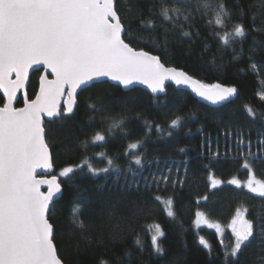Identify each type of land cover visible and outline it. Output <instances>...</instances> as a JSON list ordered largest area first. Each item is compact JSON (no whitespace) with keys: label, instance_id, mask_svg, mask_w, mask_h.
I'll return each mask as SVG.
<instances>
[{"label":"trees","instance_id":"16d2710c","mask_svg":"<svg viewBox=\"0 0 264 264\" xmlns=\"http://www.w3.org/2000/svg\"><path fill=\"white\" fill-rule=\"evenodd\" d=\"M226 3L229 8L235 7L234 0H226ZM240 4L246 13L243 21L249 35L243 44L236 42L227 48L199 15L191 28L185 25L184 30L191 32L190 37H183L179 28L169 31L166 48L165 28L171 29V25L158 27L155 37L160 45L153 47V34L140 30V19L152 16L160 25L161 18L157 15L160 0H130L132 12L122 10L124 22L131 24L133 42L142 37L138 46L159 55L165 66L182 70L204 83L234 86L238 94L222 107L211 108L198 102L189 92L173 87H168L163 97H155L141 89L124 91L122 87L105 82L78 95L71 117L47 122L46 142L54 174L63 181L62 195L51 213L50 222L54 225L53 242L64 264H100L101 260L108 261V264H222L223 245L232 243L234 237L229 230L221 236L216 230L196 228L197 211L204 213L209 222L219 223L223 228L228 227L238 209L243 211L245 208V218L251 219L254 227L264 223V198L227 183L234 176L242 183L248 178L240 163L231 160V156L237 155L236 134L242 133L245 140L250 139L257 147V141L264 138V101L258 99V93L264 92V67L250 68L252 62L264 65V32L252 31V14L261 7L260 0H240ZM238 19L233 16V21ZM260 21L261 13L257 12L256 25L264 27ZM254 40L259 43L255 45V51H250ZM206 44L209 46L207 51ZM234 54L240 58L233 59ZM213 58L215 63H212ZM39 76L40 73H34L30 78L26 91L30 100L37 93ZM3 103L0 95V106ZM17 103L21 106L22 100ZM89 103H95L97 110L90 109ZM246 104L255 109V118L247 115ZM177 116L182 118L181 126L171 129L169 136L170 121ZM113 119L123 120V124L109 131ZM145 122L151 124V132ZM157 125L166 131L157 132ZM226 129L232 132L231 137L224 135ZM97 132L104 135L105 140L92 143ZM86 142L87 149L83 147ZM137 142L141 147L131 150L129 146ZM181 147L185 152L179 151ZM226 150H231L229 159L222 157L211 169V174L222 184L212 188L206 168L210 163V152L223 154ZM132 151L146 156L148 161L158 158L165 174L171 168L170 174L174 178L184 179L186 175L185 183L175 187L171 183L167 186L161 184L158 189L146 193L143 189L137 192L135 188L124 187V176L118 177L115 172L93 176L85 168L78 170L71 181L59 177L60 170L82 164L85 157L96 168L107 167V160L100 153H105L122 171H126L132 159L126 153ZM253 167L257 178L264 179V160L254 163ZM155 172V162H146L137 179L143 185V178L150 180V174ZM157 195L161 197L160 201L154 199ZM205 196L207 200L203 199ZM169 198L174 201V218L167 216L162 203ZM73 201L81 203V219L88 225L87 240L71 222ZM154 224H159L165 233L161 238L163 254L154 253L151 245L150 229ZM200 237L210 243L211 256L199 244ZM137 238L142 248L136 244ZM260 256H264V250L257 239L243 250L240 264H258Z\"/></svg>","mask_w":264,"mask_h":264},{"label":"snow or ice","instance_id":"6c2138e0","mask_svg":"<svg viewBox=\"0 0 264 264\" xmlns=\"http://www.w3.org/2000/svg\"><path fill=\"white\" fill-rule=\"evenodd\" d=\"M234 4V8H229L226 0H160L157 13L161 18L160 25L152 16H148L140 19V30L152 33L151 44L159 47L160 42L155 37L158 27L171 25V29L165 28L166 48L168 32L179 28L183 37H190L191 32L184 30L185 25L191 28L199 15L205 19L224 48L236 42L243 44L249 35V29L243 21L246 13L240 0H234ZM260 6L257 12L261 13L260 22L264 25V0H260ZM122 10L124 13L132 12L130 0H0V91L7 98V102L0 107V264H63L53 242L54 225L50 222L51 213L55 211L57 199L62 193L63 181L58 180L55 174L51 178L37 179L36 170L39 168L47 171L53 168L42 117L46 115L53 120L71 117L76 105L77 89H86L107 77L125 89H131L136 83L146 84L152 93L164 92L165 81H174L177 86H187L196 96L212 105H223L238 94L234 86L204 83L184 71L166 67L159 55L138 46L142 37L133 42L131 24L124 22ZM257 12L252 14V31L264 32V27L256 25ZM234 15L239 19L233 21ZM258 43L254 40L250 51H255ZM208 47L206 44L205 51ZM239 58L238 54L233 55V59ZM212 63H215L214 58ZM40 66L55 78L50 80L47 75H41L39 93L35 99L26 98L24 107H13L16 93L29 80V71L38 72ZM258 67L264 65L258 66L255 62L250 64L254 70ZM64 95L68 99L61 109L59 100ZM258 99L264 101V92L258 93ZM88 107L97 110L95 103H89ZM244 110L249 117H256L252 106L246 104ZM181 120L177 116L170 121L169 136L171 129L181 126ZM145 123L151 132V124ZM122 124L123 120L113 119L109 131L120 128ZM156 131L163 133L166 130L157 125ZM224 135L231 137L233 134L226 129ZM104 140L105 136L97 132L91 142ZM235 142V156H231V150L223 154L219 151L210 152V163L206 168L210 173L211 187L217 188L222 184L220 179L211 174L214 162L231 156L233 162L240 163L241 168L246 170L248 178L242 183L234 176L227 183L237 189L246 188L248 193L264 198V179L257 178L253 167L254 163L264 160V138L257 141V147L252 145L250 139L245 140L242 133H237ZM83 147L87 149V142ZM139 147L140 142L129 146L131 150ZM179 151L183 153L185 149L181 147ZM99 155L107 160V167L96 168L85 157L82 164L66 166L60 170L59 177L71 181L78 170L83 171L85 168L93 176L115 172L118 177L124 176V187L129 190L135 188L137 192L143 189L146 193L158 189L161 184L167 186L171 183L175 187L185 183L186 175L184 179L179 176L174 178L170 174L171 168L165 174L158 158L148 161L139 152L126 153L132 159L127 170L122 171L105 153ZM146 162H155L157 172L150 174V180L144 177L141 185L137 177ZM42 185L47 186L46 191H41ZM154 199L160 201L161 197L157 195ZM203 199L207 200L208 197ZM162 203L167 216L174 218L173 199L169 198ZM246 212V208L243 211L238 209L228 225L234 241L227 245L222 242V264H240L239 257L243 250L257 239L264 250V223L254 227V222L245 218ZM81 215V203L73 201L71 222L79 229L82 238L87 240L88 225L81 219ZM202 220L209 229H215L223 235L219 223L208 222L205 214L197 211V227ZM150 230L154 253L163 254L161 238L165 235L164 231L159 224L152 225ZM136 244L143 247L139 238ZM199 244L208 250L210 256L213 254L210 243L203 237L199 238ZM100 264H108V261L101 260ZM258 264H264V256L258 257Z\"/></svg>","mask_w":264,"mask_h":264},{"label":"water","instance_id":"95a60500","mask_svg":"<svg viewBox=\"0 0 264 264\" xmlns=\"http://www.w3.org/2000/svg\"><path fill=\"white\" fill-rule=\"evenodd\" d=\"M167 67V66H166ZM40 68H41V70L40 71H34V70H30L29 71V80H28V82L25 84V86H24V88L23 89H21V90H19L17 93H16V99L13 101V107H16V108H22V107H24L25 106V99L27 98V99H29L28 98V95H27V89H28V86H29V83H30V78H31V76L34 74V73H40V76L41 75H47L48 76V79H54L55 77L53 76V75H51V73L50 72H45L44 70H43V66H40ZM178 70V69H177ZM182 71V70H181ZM40 76H39V78H40ZM13 79H15V76L13 75V77H12ZM39 78H38V90H37V93H36V95L39 93ZM109 83V84H111V85H114V86H117V87H122V89L124 90V91H131V90H134V89H141V90H143V91H145V92H147V93H149L150 95H153V96H155V97H163L164 95H166V92H167V88L168 87H173V88H175V89H177V90H182V91H186V92H189L198 102H200V103H202V104H204V105H207L208 107H211V108H219V107H222L223 105H225L226 103H228V102H226V103H224L223 105H212L210 102H208V101H204L202 98H200V97H198V96H196L195 95V93H193L192 91H191V89L190 88H188L187 86H184V85H180V86H177L176 84H175V82L174 81H165V90H164V92H158V93H152V91H151V89L150 88H148V86L146 85V84H140V83H136L131 89H125L122 85H118L117 84V82L116 81H112V80H110V79H108L107 77H104V78H101V80L100 81H98V82H94L93 83V85H96V84H100V83ZM92 85V86H93ZM91 87V86H90ZM90 87H88L89 89H90ZM87 89V88H86ZM83 90H85V89H77V93H76V96H75V99L77 100V97H78V95L83 91ZM65 91L67 92V88L65 89ZM0 95L3 97V99H4V103H3V105L7 102V98L4 96V94H3V92L2 91H0ZM35 95V96H36ZM22 100V106L21 107H17V102H19V100ZM33 99H35V97L33 98ZM67 99H68V97H67V95H64V96H62V97H60V100H59V107L61 108V109H63L64 107H65V105H66V102H67ZM30 100V99H29ZM233 100V99H232ZM2 105V106H3ZM2 106H0V107H2ZM42 119H43V121H44V127H45V124L47 123V122H53V121H55L56 119H58V118H55L54 120H53V118H49V117H47L46 115L45 116H43L42 117ZM50 150V149H49ZM55 173V168H54V166H53V168L52 169H50V170H44V169H37L36 170V178L37 179H46V178H51V176L53 175ZM59 180V179H58ZM47 190V186L46 185H42L41 186V191H46ZM60 195V197H61V195H62V193L61 194H59ZM58 200V199H57ZM64 264V263H63Z\"/></svg>","mask_w":264,"mask_h":264},{"label":"rangeland","instance_id":"374dc122","mask_svg":"<svg viewBox=\"0 0 264 264\" xmlns=\"http://www.w3.org/2000/svg\"><path fill=\"white\" fill-rule=\"evenodd\" d=\"M206 218V217H205ZM207 219V218H206ZM196 221V220H195ZM208 221V220H207ZM209 222V221H208ZM213 223V222H212ZM195 226H196V223H195ZM222 227V226H221ZM196 228H208L207 226H206V224L204 223V221L202 220L201 221V223H200V225H199V227H197L196 226ZM212 230H215V229H212ZM222 230H223V232H225L226 230H229L230 232H231V229L229 228V227H226V228H223L222 227ZM232 234V233H231Z\"/></svg>","mask_w":264,"mask_h":264},{"label":"flooded vegetation","instance_id":"af4514ba","mask_svg":"<svg viewBox=\"0 0 264 264\" xmlns=\"http://www.w3.org/2000/svg\"><path fill=\"white\" fill-rule=\"evenodd\" d=\"M23 104V103H22ZM22 106V105H21ZM21 106H17V107H21Z\"/></svg>","mask_w":264,"mask_h":264}]
</instances>
